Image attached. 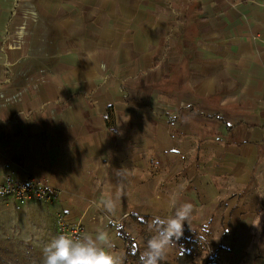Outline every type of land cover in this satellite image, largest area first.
Listing matches in <instances>:
<instances>
[{
	"label": "crops",
	"instance_id": "crops-1",
	"mask_svg": "<svg viewBox=\"0 0 264 264\" xmlns=\"http://www.w3.org/2000/svg\"><path fill=\"white\" fill-rule=\"evenodd\" d=\"M12 170L122 251L126 219L191 203L213 264H264V0H0Z\"/></svg>",
	"mask_w": 264,
	"mask_h": 264
},
{
	"label": "rangeland",
	"instance_id": "rangeland-1",
	"mask_svg": "<svg viewBox=\"0 0 264 264\" xmlns=\"http://www.w3.org/2000/svg\"><path fill=\"white\" fill-rule=\"evenodd\" d=\"M34 208L26 210L21 207L17 210L14 204L0 196V264H42V249L52 239L58 237L56 230V219L64 216L63 212L57 209L56 204L51 199V215L48 214L47 200L43 202L33 203ZM159 216V213H154ZM173 215L168 212L167 216ZM99 220H91L81 222L84 235L96 234L103 232L107 234L106 250L117 257L120 264H123V251L115 247V241L118 237L116 231L117 220L109 219L105 215L100 216ZM141 227L129 219L123 223L125 229L129 232L133 239L143 246V235H154V231L149 225ZM206 227V228H204ZM213 228L212 221L208 220H189L184 225L183 235L179 239V243L189 247V240H198L203 246H199L195 253V264H206L208 259H213V249L217 247L219 241L213 238V235H204L203 229ZM120 241V240H119ZM179 249L174 244L168 249L164 264H176V257ZM217 262V261H216ZM133 264V263H130ZM219 264H222L219 260Z\"/></svg>",
	"mask_w": 264,
	"mask_h": 264
},
{
	"label": "clouds",
	"instance_id": "clouds-1",
	"mask_svg": "<svg viewBox=\"0 0 264 264\" xmlns=\"http://www.w3.org/2000/svg\"><path fill=\"white\" fill-rule=\"evenodd\" d=\"M106 209L111 212L113 205L106 202ZM193 205L184 203L167 218H154L149 225L154 235L148 239L145 250L139 255V264H159L164 260L174 240L183 235L184 225L193 213ZM107 234L97 232L86 234L80 239L59 235L42 249V264H120L117 257L106 250Z\"/></svg>",
	"mask_w": 264,
	"mask_h": 264
},
{
	"label": "built area",
	"instance_id": "built-area-1",
	"mask_svg": "<svg viewBox=\"0 0 264 264\" xmlns=\"http://www.w3.org/2000/svg\"><path fill=\"white\" fill-rule=\"evenodd\" d=\"M0 196L11 201L19 210L27 203H38L50 198V188L41 179L28 178L18 180L15 171H9L0 185ZM57 236L65 235L74 240L83 237L84 229L81 223H71L66 217L56 219Z\"/></svg>",
	"mask_w": 264,
	"mask_h": 264
},
{
	"label": "trees",
	"instance_id": "trees-1",
	"mask_svg": "<svg viewBox=\"0 0 264 264\" xmlns=\"http://www.w3.org/2000/svg\"><path fill=\"white\" fill-rule=\"evenodd\" d=\"M131 220L142 227L146 226L151 221L149 218H139L137 216H132ZM117 230L120 239L124 242L123 264H139V255L145 250L147 241L151 238V235H143L144 243L142 246L133 239L132 235L125 230L123 225H119ZM174 242L179 249V254L175 260L176 264H195L194 253L199 246L203 245L200 244L198 240H189L187 243L189 247L181 245L179 240H174ZM213 262L214 258L208 259L206 264H213ZM159 264H164V260L160 261Z\"/></svg>",
	"mask_w": 264,
	"mask_h": 264
}]
</instances>
